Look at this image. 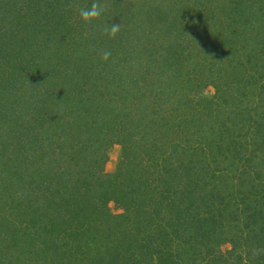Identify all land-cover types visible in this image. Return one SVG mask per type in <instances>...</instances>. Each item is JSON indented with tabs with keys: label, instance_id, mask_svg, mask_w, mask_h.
I'll return each mask as SVG.
<instances>
[{
	"label": "rangeland",
	"instance_id": "1",
	"mask_svg": "<svg viewBox=\"0 0 264 264\" xmlns=\"http://www.w3.org/2000/svg\"><path fill=\"white\" fill-rule=\"evenodd\" d=\"M227 1L232 6L236 0H82L75 5L69 2L71 6L61 8L71 9L68 28L61 32V45L58 31L49 30L53 20L49 16L60 13L62 4L48 6L37 0L26 4L19 0L15 5H4L5 0H0V80L12 81L14 92L16 89L15 101L19 100L20 105L14 103V108L22 113L20 129L24 131L13 137L18 130H12L7 122L11 115L6 107L0 114V140L13 161L7 163H18L20 169L24 163L30 170L19 175L21 170H15L13 165L10 172L0 173V185H7L3 189L7 196L0 191V264H95L99 254L108 252L116 238L123 240L125 244L120 245L128 255L129 250L133 252L131 257L138 264H161L165 257L172 264H252L254 257L256 264L262 262L264 157L255 164L248 154L255 148L252 140L257 138L251 133L255 122L247 119L254 107L260 112L264 108V0H241L251 4L249 10L255 9L262 15L257 37L250 31L254 27L251 25L243 36L239 34L241 21L224 15L229 10L224 6ZM94 2L103 5L104 12L111 15L112 8L117 7L125 14L117 23L132 33L137 10L147 4L185 5L187 24L181 26L188 33L183 34L184 38L177 34L178 38L162 42L165 46L178 40L175 62L159 64L160 75L154 82H147L148 77L138 81L136 92L142 95H127L136 92L125 83H106L109 65L117 62L120 53L112 46L111 58L101 59L106 47L105 35L101 33L104 12L91 22L79 18L78 8ZM240 5L245 6L241 2ZM128 17L132 22L126 21ZM15 51L18 56L14 54L9 64L7 53ZM14 63L18 67L11 79L8 72L13 71ZM60 80L67 84L62 85ZM86 93H90L89 110L82 97ZM64 95L69 99L65 101ZM45 100L56 101L49 107ZM62 102L60 110H54ZM135 106L143 117L135 112L131 116L130 108ZM204 108L210 112L204 113ZM240 109L246 115L239 113ZM53 111H59L62 118L73 116V111H85L90 120H103L102 123L97 119L100 128L82 147L84 153L70 148L72 142H67V132L60 136L66 128L58 125L51 115ZM235 114L245 120L237 123L231 117ZM86 124L92 127L91 121ZM222 124L226 146L220 152L229 151L235 158L233 162L222 159L221 153L219 159V154L210 156L207 151V142L212 140L216 145L220 139L218 128ZM244 125L251 128L249 133ZM166 127L171 129L166 131ZM163 131L166 138L170 137L167 143L161 140ZM238 132L241 135L231 139ZM20 139L31 143L23 145ZM42 140L48 142V153L54 149L55 155L49 160L48 154L40 156L38 151ZM62 146L66 147L61 149ZM19 148L26 158L20 155L15 162ZM87 153L94 156L89 162ZM246 159L254 163L237 166ZM16 178L22 182L19 188L9 186L18 182ZM119 182H123L127 210L124 202L112 201V189ZM18 198L28 206L19 208ZM93 198L105 211L121 213L114 220L119 222L117 227L102 228L104 233L92 226ZM199 198L203 199L200 204ZM181 200L186 207L190 205L188 211L197 215L195 219L216 222L218 241H212L214 235H207V229H192L190 222L181 225V231L176 229L175 209ZM31 208L37 209L35 221H31ZM129 215L138 216L136 226L132 220L135 217ZM219 219L221 224L217 223ZM230 235L238 238L240 244L233 255L227 251ZM252 242L255 243L251 251ZM257 243L263 246H256ZM238 255L241 263L236 261ZM221 256L225 260L221 261Z\"/></svg>",
	"mask_w": 264,
	"mask_h": 264
},
{
	"label": "trees",
	"instance_id": "2",
	"mask_svg": "<svg viewBox=\"0 0 264 264\" xmlns=\"http://www.w3.org/2000/svg\"><path fill=\"white\" fill-rule=\"evenodd\" d=\"M26 2L23 3H30L31 0H25ZM40 3H47L48 6L49 5H53V3H58V4H62L60 7L61 12L58 14L52 13L53 15H50V19L53 18L52 20V24H49V30H56L58 31L57 33V38L59 39V41H61V45H63V41L64 38H62L61 36V32L63 29H67L68 27V21H67V17H68V13L71 11V9H61L63 8V6L70 4L69 2H72V4H79L82 3V0H57L56 2L54 0H37ZM235 4V7L231 10V7L234 6H230L231 1H227L224 6L226 7L225 10H227L229 8V10H227L226 12H224V15L226 16L227 19H230L232 21H241L240 25H242L241 28V33L239 32L240 35L243 36V32L245 31V29L249 28V26H254L250 31L252 32V34H255V37L258 36V31L261 30V27L258 25V22L262 19V15L260 16V14L255 11V9H250L251 4H247L242 2L241 0H236V1H232ZM240 2L243 3L245 6L240 5ZM16 3H20L19 0H5V4L4 5H15ZM64 4V5H63ZM87 4V3H86ZM71 6V5H68ZM46 9V8H45ZM112 15L109 14V12H104V20H103V25H104V29L102 30L101 33H103L105 35V37H103V43H104V49L108 50V51H112L113 49L109 48V47H117V51H119L120 55H118V60L116 63L109 65V69H108V75L109 78H106V83L107 84H116V86H118V84L121 83H125L130 89H132L133 92H138V81H142L143 78L145 79V77H148L147 82H154V80L156 79V77H158V75H160V72H158V66L165 64V65H170L171 63L175 62V57H176V52H177V47H178V40H173V41H169L168 43L165 44V46H163V40L164 39H174V38H178L177 34H180L179 38H184L183 36L188 33L186 32V29L183 28L185 27V25L187 24V19L184 18L186 17V8L185 5H183L182 3L178 4V3H170L168 5H162L159 3H152V4H147L145 7L140 8L137 10V16H135V20H133V22H135L136 24L133 25L134 27H132V31H129V29L123 27H120V31L116 34L115 37H109L106 33H105V26H110L111 24H116L117 22L120 21V18H124L125 14H123L119 9H117V7L112 8ZM49 12H47L46 14L48 15ZM114 13H117L118 16H115ZM55 16V17H54ZM4 17V16H3ZM131 18L128 17V22H132V20H130ZM185 19L186 22L181 23L183 20ZM190 19V18H189ZM54 20H56V22H54ZM189 21V20H188ZM50 23V21H49ZM95 25V23H93ZM91 24V25H93ZM181 24H183V27L181 26ZM99 26V23L97 24ZM239 25V26H240ZM46 26V25H45ZM53 27V28H52ZM52 28V29H51ZM246 29V30H247ZM255 30V32H253ZM234 31H238V28H234ZM184 34V35H183ZM108 41L110 43V46H108ZM71 41V43L74 42V40L70 39L69 42ZM73 41V42H72ZM17 45V42L15 43V46ZM13 46V45H12ZM13 50V48H11ZM10 51V49H9ZM9 55L8 58V63L11 64V59L15 56H18L16 51L15 53H7ZM111 58V57H110ZM31 61V60H30ZM30 61L28 63H30ZM113 61V60H112ZM219 61L222 62L221 59H219ZM213 63V62H212ZM160 64V65H159ZM123 65V66H122ZM13 66V71L12 72H8V75L11 77V79L14 77V74L16 73L15 71L17 70V65L14 63L12 64ZM19 70V68H18ZM2 73H5V71ZM67 75V74H65ZM19 79V74L18 77ZM64 79V78H63ZM4 80H0V99L2 100L0 102V114H2V112L5 110V108L7 107L9 110V113L11 116H9V120L7 122H10V125H12V130L13 129H17L18 131H15L13 137H18V134L21 135L22 131L20 129V126L22 127V123H21V119L23 120L22 117V113L19 114L18 111L16 112V108H14V103L17 104V106L20 105L19 100L16 102V97H17V92L15 89V92L13 90V86H12V81H10L9 83L7 82H1ZM15 81V80H14ZM60 82L62 83V85L67 84L66 80H63ZM132 86V87H131ZM192 87V86H190ZM150 91V90H149ZM136 93H127V95H132L133 97H137L140 96L137 95ZM7 93L9 94V96L7 95ZM90 93H86L85 95H83L82 97L84 98L85 102L84 103H88V95ZM142 95V94H141ZM8 96V97H7ZM57 96H59V94H57ZM64 99L66 101V99L68 100L69 98L64 95ZM46 101V100H45ZM50 102L46 101L48 106L50 107L51 105H53L54 101L56 100H49ZM62 103H59L54 110H60ZM88 109H90V102L88 103ZM137 106L135 107H131V116H135L134 113L135 112L137 116L143 117V113L141 114V110H135ZM134 109V110H133ZM23 110H25V107H23ZM15 111V115L14 112ZM73 116L67 118L64 117L62 118L61 114L59 113V111H53L51 113V115L54 117V119L56 120V122L58 123V125H64L62 127V129H65L63 131H60V136H62V132L66 133L68 135V138L66 139L67 142H72L70 148L72 149L73 147L75 148V150L77 149L78 151H80L81 153L83 152L82 147L86 144V142L89 140L94 138V134L95 133V129H98L99 126H97V119L103 123V120L99 117H97V119H95V121L90 120V116L87 117L85 116V111L83 112V114H80V112L77 111H73ZM88 112V111H87ZM204 113H209L210 110H208L207 108L203 109ZM256 112V114H255ZM239 113H245V111L243 109H240ZM201 113L197 114V118L200 117ZM210 115V114H209ZM231 115V114H230ZM2 116V115H1ZM251 116V117H250ZM250 116H248L249 119H247L248 121H254L255 124L254 126H256V128H254L252 130L251 133H253V136H256L257 139H254L252 141H254L253 143L255 144V148L254 149H249L250 151L248 152V154L251 155V159L254 158V162L255 164L261 163L263 157H264V108L263 110L257 111L256 107H254L253 113L250 114ZM258 116V117H257ZM233 119H235L237 121V123H242L245 118L241 117V115H237L235 114L234 116H231ZM257 117V118H256ZM4 118V116H3ZM254 118V119H253ZM140 119V118H139ZM194 120V118H193ZM199 120V119H196ZM92 122V127H88L87 124L85 125L86 122ZM195 121V120H194ZM100 124V123H98ZM225 124V123H224ZM224 124H222L221 129L218 128V131L220 133V139L216 140V145L214 144V141L212 142V140H210V142H207V145L209 146L207 148V151H209V155H218V158H220V153L223 154V158L222 159H226L227 161L233 162L234 161V157L232 156V154L229 153V151L227 150H223L220 152V150H222V148H224L226 146L223 144L225 142L224 138H225V134L223 133V129L225 128ZM56 125V126H58ZM244 127L246 128V130L248 131L247 133H249V126L244 125ZM56 130L58 131L57 127H55ZM100 128V127H99ZM171 128L167 129L166 127V131H169ZM68 130V131H67ZM160 131V130H159ZM166 131H163V136L161 138V140H163L165 143H167L170 139L166 138L167 136H165L164 133H166ZM217 131V130H216ZM24 132V131H23ZM97 135V134H96ZM241 134L238 132L236 133V135L232 136L231 139L233 138H238ZM83 136L86 138L83 140ZM88 136V137H87ZM238 136V137H237ZM82 137V138H81ZM161 137V136H160ZM259 137V138H258ZM223 138V139H221ZM21 141H19L20 143H22L23 145H25L26 143H31L30 141L25 142L24 140L20 139ZM160 140V138L158 139ZM160 140V141H161ZM259 140V141H258ZM3 140H0V173L1 172H5V171H11L13 165H14V169L16 170V168L18 167V163L16 164H10L13 163L12 158L9 157V155L7 154V150L3 147L2 142ZM212 142V143H211ZM38 142H36L37 144ZM39 143H41L40 145H37L38 151L40 152V156L44 155L46 153V158L47 160L51 159L54 157L55 153H54V149L52 148L50 153L49 150H47V144L48 142H44L43 140L40 141ZM20 144V146L22 145ZM163 144V143H162ZM234 144V143H233ZM165 145V144H164ZM242 146V145H241ZM3 147V148H1ZM66 146H62L61 149H63ZM217 148V149H210V148ZM36 148V147H35ZM34 148V149H35ZM69 148V150H71ZM240 148V147H238ZM68 150V151H69ZM218 151L217 153H213L214 151ZM17 152L19 154H17V156L14 157L15 162H18L20 160V155L22 156L23 159H25L26 154L24 151H22L21 148L17 149ZM213 153V154H211ZM50 156V157H49ZM44 157V156H42ZM94 156L92 153H87L86 155V162L91 161V159H93ZM215 158V157H214ZM213 158V159H214ZM212 159V160H213ZM210 159V161H212ZM253 160L248 161L247 159L243 162H240L237 166H242V165H249V163H254ZM10 162V163H7ZM24 161V160H23ZM78 161V158H77ZM209 161V163H210ZM252 161V162H251ZM208 163V164H209ZM248 163V164H247ZM24 165L23 169H20L21 172L19 173V175L21 174H26L29 170V165ZM229 165V164H228ZM251 165V164H250ZM236 167V166H235ZM248 167V166H244ZM247 169V168H245ZM214 171L216 173V169L214 168ZM237 173V171H236ZM257 173V172H256ZM255 173V175H256ZM7 176V175H6ZM1 177V176H0ZM17 179V178H16ZM18 182L16 184H14L13 182L9 184V186H13L15 185L16 187H18L22 182H20L19 179H17ZM204 185V184H203ZM113 186V185H112ZM4 187L6 188L7 185L6 184H2L0 185V191L1 193H3L4 196H7V194L4 192ZM119 187V188H118ZM19 188V187H18ZM200 191V190H199ZM188 192H191V189L188 190ZM213 192V191H212ZM112 195H114L112 200L113 202H124L123 204L127 203V198L124 197V189H123V182H119L116 184H114V187L112 189ZM192 195H194V192L191 193ZM202 195V194H201ZM190 194L187 195L186 197L189 198ZM202 196H206L205 193ZM198 198V197H197ZM186 201L188 199H185ZM198 200V204H200V202H203V199H197ZM92 203H93V207L91 208V212L93 213L91 218V224L92 226H96V229L101 230L103 229H108L111 228L110 230H112L114 227H117L119 222L118 221H114L117 216L121 215L120 214H111L110 212L105 211L104 209H102V206L97 202V200H95V198L92 199ZM17 205L19 206V208H22L23 206L26 207L28 206L27 203L21 201L20 198H18V201L16 202ZM197 204V206H198ZM124 209H128L126 204L125 206H123ZM186 203L183 202V200H181L178 205L176 206V218L175 221L173 222V225L178 231H181L179 229V227L181 225H189L190 222V226L192 229H201V230H206L209 231L207 232V235L211 236L214 235V238H212L213 242H216L219 240L220 238V233L219 231V226L216 224V222H214V220L210 219H206V220H202V219H195V217H197L196 214H190V212L188 211V209H190V205L189 207H186ZM95 210V211H94ZM36 211L37 209L31 208V212L32 216H31V221H35L36 220ZM189 212V213H188ZM136 215V213H135ZM133 216V215H129V217H135L133 222L135 223L134 225L136 226L137 224V220L139 219L138 216ZM264 218V212L262 213ZM218 224H221L222 221L219 219ZM198 224V226H197ZM113 227V228H112ZM208 227H211V230L208 229ZM184 228V226H183ZM95 229V230H96ZM101 230L102 232H104V230ZM211 232V233H210ZM105 233V232H104ZM210 233V234H209ZM107 236H105L106 238H108V234L106 233ZM125 235V233H124ZM120 236V235H119ZM110 237V236H109ZM227 237V236H226ZM262 237L264 238V234H262ZM262 239V238H260ZM230 245V248L228 251L229 254L233 255L234 252L237 250V248L239 249L240 244L238 243L239 240L238 238H236L233 235H230V237L227 239ZM253 244L250 246V249L254 246L255 242H252ZM120 244H125L123 242V240H118L117 238L114 239V245L111 247L110 250H108V252L106 251L105 254L101 253L99 254V256L96 258V260L94 261L95 264H138L135 261V258L131 257L132 253L131 250H129V255L126 252V250L123 249V246ZM261 244V243H259ZM256 246H259L258 243L256 244ZM263 245L259 246L262 247ZM128 247V245H127ZM252 251V250H251ZM125 253V255H123ZM247 255L249 257V253L247 252ZM262 257V262L260 264H264V253L260 254ZM221 258L220 260L223 261L225 260L224 257H219ZM236 261L239 263H241V255H238L236 257ZM250 259V257H249ZM255 257L250 260L252 261V264H256L258 260H254ZM128 261V262H127ZM260 261V260H259ZM162 262V261H161ZM163 264H172V260H170L169 258L165 257L163 262ZM161 263V264H162ZM144 264V263H142ZM228 264V263H225Z\"/></svg>",
	"mask_w": 264,
	"mask_h": 264
},
{
	"label": "clouds",
	"instance_id": "3",
	"mask_svg": "<svg viewBox=\"0 0 264 264\" xmlns=\"http://www.w3.org/2000/svg\"><path fill=\"white\" fill-rule=\"evenodd\" d=\"M104 12V7L98 2H94L91 6L86 7H79L78 8V16L81 20L85 22H91L93 20L99 19ZM120 25L118 23L111 24L110 26H105V33L109 37H115L116 34L120 31ZM111 56V52L105 50L102 55L101 59L107 61Z\"/></svg>",
	"mask_w": 264,
	"mask_h": 264
}]
</instances>
